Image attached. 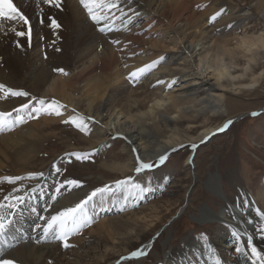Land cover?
Returning a JSON list of instances; mask_svg holds the SVG:
<instances>
[{
    "label": "bare ground",
    "instance_id": "1",
    "mask_svg": "<svg viewBox=\"0 0 264 264\" xmlns=\"http://www.w3.org/2000/svg\"><path fill=\"white\" fill-rule=\"evenodd\" d=\"M215 1L216 4L212 5L211 0H127V4L121 5L128 13L124 20L131 18L133 22L127 25V30H125V25L118 19L115 23L121 28L120 31L101 35L98 26L88 17L79 0H62L59 8L44 4L43 0H40L39 8L43 9L42 13L36 6V0H13L31 21V40L29 43L27 35L26 38L17 36L10 30L15 27L17 31H27V26L10 21L4 22V30L0 31V83L16 90L26 91L30 97H36V101H31L32 106L38 105L39 99L45 101L55 99L66 107L62 109L65 117L46 115L48 117H45V120H40L38 117L29 122L30 119L25 114L26 126H24L25 123L20 124L10 134L6 133L7 130L0 132V178L24 176L26 179L22 182L18 181L15 187L24 185L27 190L34 187L38 189L34 194V199L29 201V204L37 209V213H32L30 208H26L23 216L16 218L18 222L11 225L8 231L0 236L2 258L12 259L15 264L145 263L144 261L155 247L158 234L169 230L172 224L186 212V208L184 209L186 203L151 240L134 250H144L147 253L144 256L133 258L131 257L132 251L111 260L115 251L107 246L118 244V242L125 243L127 240L128 244H133L135 240L129 239L138 236L137 234L134 236L132 231H125L109 241L102 240L97 247L95 241L89 238H76L83 233L84 229H82L80 234L69 238L68 241L76 239L71 241L72 244L69 242L72 247L66 251L67 248L64 247L63 242L55 239L52 234L45 239L42 238L43 230L37 228L36 225L45 223L41 217L55 215L57 211L63 210V207L70 206L84 198L91 190L84 184L81 189H75L53 200L55 186L60 179L57 180L54 171L43 169V167L41 171L34 169L37 165L35 162L39 160L38 155L43 144L51 137L52 132L57 130L56 125L75 113L93 118L92 121H88L91 132L81 136V140L86 144L84 149L91 150L101 147L103 144L110 143L112 139L123 138L125 140L122 149L126 154V160L111 165L107 163L108 160L102 163L117 175H129L135 172L136 153L133 149L141 154L142 159L151 160L174 147L181 144L186 145L188 141H190L189 144L200 145L205 136H210L207 140H211L217 135L219 132L216 130L226 121L232 120L233 123L219 134L228 131L240 119L250 116L249 113H243L210 126L208 122L211 118L207 116L206 111L212 110L214 116L228 111V108L225 109L227 92L221 85L223 80L229 84L232 83L233 87L240 88L254 86L260 82L263 73L254 76L250 84L236 85L233 82L244 77L246 73L236 77L232 72L237 69L234 67L239 66L241 62L240 55L254 49H264V32L258 36L245 33L244 36L236 39L235 43L228 39V36L230 33L237 34L241 28H246L247 21L255 20L256 17L259 24L264 23V0H253L251 7L246 8L248 10L241 11H238L239 3L242 5L246 0H238V3L235 0ZM194 3L209 5H200L199 10L196 11L192 9ZM203 7L206 8L202 11ZM131 9L139 15H135ZM221 10H223L222 14L217 17V20L210 23L209 17ZM41 15L44 18L42 25L38 21ZM49 17L55 18L61 27L57 29L50 26ZM204 17L207 18L204 19ZM214 31H218V38H214L216 36L212 34ZM160 33L162 36L159 38L157 34ZM40 34L45 36V43L41 42ZM115 39H118L120 43L113 44L112 40ZM42 48H45V52ZM160 56H164L165 60L151 72L142 76L139 81L128 79L132 71L157 60ZM65 61H68V65ZM178 61L182 62L179 63L181 72L172 74V66ZM61 62H64L66 68H72L66 79H64V73H68L67 71L60 72L59 75L62 76H54V66H60ZM249 69L250 63L244 70L247 72ZM155 70L162 73H153ZM165 70L169 71L168 74L163 72ZM180 73L181 76L178 77ZM189 76L196 78L187 80ZM181 79H184L182 88L172 90L179 86L177 84L169 87L173 81L179 82ZM162 80L168 83V87L158 83ZM203 87H207L206 93H203ZM145 88L148 91H144ZM151 88L154 90L151 91ZM148 92L151 93L148 94ZM3 101L0 99V111H13L22 103L29 102V98L17 97ZM116 102L119 105H116ZM196 104H206L208 107L205 106L198 110L195 109ZM199 115L204 116V126L198 135L193 137L190 129L187 130V135L192 137L180 135L179 127L184 123L188 126L197 125L200 121ZM41 124L44 125L40 126ZM148 124L157 128L171 127L173 124L176 127L170 131L171 135L168 139L158 141L155 132ZM46 132H49L48 136ZM214 132L216 134L211 135ZM191 158L192 153L187 159L189 166L194 162H191ZM41 165L43 166L44 163L42 162ZM36 170L40 171L37 173H44V176L27 179L29 173H36ZM13 187L7 181L0 183V202L7 203L3 200V196ZM40 190L44 193L42 196ZM244 193L242 191L235 201L238 202L241 213L245 215L243 222L237 224L238 228L233 221L240 220L241 217L239 218L235 210L228 206L223 216L210 214V216L202 215L199 219L201 223L207 221L219 224V229L226 233L220 242L212 241V253L215 257L206 256V251L201 245L190 239V244L187 243L185 249L183 248L176 255L167 254L165 260L160 262L165 261L163 264H215V259L219 257L222 264H252V260L241 253L235 258L234 256L229 257L233 249L225 245V241L232 240L230 238L232 235L230 227H232L233 233H240L237 239V243L240 242L238 245H244L247 249L246 241L243 240L241 234L243 232L239 230H248L243 233V236L252 235L253 243L258 249L264 251V238H262L264 234L259 232V229L264 227V218L259 214L264 212V193L261 191L259 194L262 206L252 204ZM114 200L110 202L115 204ZM234 200L228 203L233 205ZM102 202L97 200L95 206L98 207L97 211L99 203L102 204ZM249 203L250 211L248 212L245 207ZM114 208L112 212L115 213ZM155 210L157 212V209ZM117 219L122 220V217ZM114 220L116 219L110 218L104 224L105 234L113 233L111 229L120 224ZM159 223L160 221L156 220V226ZM165 227L168 228L164 229ZM242 227H247V229ZM37 242L39 246L35 249L33 244ZM93 244L96 254L88 247ZM186 249L196 251L199 259H192L186 255ZM247 250L250 252V249ZM194 251L193 254H195ZM124 257L128 259H123Z\"/></svg>",
    "mask_w": 264,
    "mask_h": 264
},
{
    "label": "rangeland",
    "instance_id": "2",
    "mask_svg": "<svg viewBox=\"0 0 264 264\" xmlns=\"http://www.w3.org/2000/svg\"><path fill=\"white\" fill-rule=\"evenodd\" d=\"M235 1L238 3V0ZM252 1L253 0H246L242 5L239 3L240 7L238 8V11L250 8ZM211 4L215 5L216 1L211 0ZM200 5L208 6L209 4L194 3L192 9L197 11L199 10L198 6ZM205 8L203 7L202 11L203 9L205 10ZM206 18L207 17H204V19ZM247 24L246 28H241L237 34L230 33L228 39L235 43V40L244 36L245 33H248V35L251 36H258L260 33L264 32V23L259 24L257 17L255 20L253 19L250 22L247 21ZM100 34L103 35V33ZM212 34L216 35L214 38H218L219 36L218 31H214ZM157 36L160 38L162 34H157ZM24 37L26 38V36ZM45 40V36H41V42L45 43ZM16 45H18V43H16ZM42 51L45 52V48H42ZM44 59H46V57ZM240 60L241 62H239V66L237 65L234 67L233 65V67L237 69H235L232 74L236 77L246 74L244 77L240 79L238 78L233 83L236 85L239 83L250 84V81H252L254 76L263 73L260 82L254 86L249 85L240 88L238 86L233 87L232 83L229 84L223 80L221 85L225 89L224 91L227 92L225 109L228 108V111L218 114V116H214L212 110H207L206 113L207 116H210L211 118V121L208 122L210 126L217 125L228 118L240 116L243 113H249L248 115L250 116L240 119L232 125L228 131L221 134H219V132L211 140H206L195 149L191 147L192 144H189L190 141H188L184 147L177 146L176 148L178 150L171 152L169 159L164 165H161L150 172L145 171L140 174L133 172L129 175H117V173H112L110 169L105 165H102L105 160H108L107 163L109 165L126 160V154L122 149L124 145L123 142L125 141L123 138H118L119 140L112 139L110 143L103 144L101 147L91 150L84 149L86 144L81 140V136H83L84 133L80 132L75 126L63 122L69 117L63 119L56 125L55 128L57 130L52 132L53 135H50L51 137L47 139L39 151V160L35 162L37 165L34 169L37 168V170L41 171L43 167V169L46 168V170L54 171L57 180L58 178L60 179L58 180L59 182H62L65 178L79 179L83 182V185L85 184L88 186L91 191L105 185H111L114 188L117 180H124L128 177H132L134 182H139L147 189L143 193L133 190L131 192L116 191L115 193H108L109 195H105L102 204H100L101 202L99 203L98 211L96 210L98 207L89 208V215L94 216L95 223L90 227L84 228L83 233L76 238H89L95 241L96 246L99 247V243H101L102 240L109 241L110 239L125 233V231H132L134 236L137 234L138 237L129 239L133 241L135 240L133 244H128L129 242L127 240L125 243L118 242V244H110L107 246L109 249L115 251V255L111 259L114 260L124 253H131L145 242L151 240L176 213V211L186 203L184 207V209L186 208V212L172 224L169 230L158 234L159 236H157V239L155 240V247L151 251L149 257L144 261V264H158L161 263V260H165L167 254L176 255L180 250L183 248L185 249L187 243L190 244V239L201 245L203 250L206 251V256L209 255L215 257L212 253V241L220 242L226 233H223L221 229H219L220 225L217 223L212 224L207 221L202 223L199 222L200 217L202 215L210 216V214H219L220 216H223L226 214L225 209L227 206L228 208L232 207L231 209L235 210L237 216L239 218L241 217L240 220H235L236 222L233 221L236 228H238L237 224L243 222L242 219L245 215L241 213V210L238 207V202L235 201L239 198V194L242 191L245 192L244 194L248 200L252 201V204L262 206L264 202H261L259 194L261 191L264 193V49H254L251 52H245L242 56L240 55ZM65 62V64L68 65V61ZM180 62L181 61H178L172 66V74L181 72L179 66ZM249 63L250 69L245 72L244 68ZM65 64L64 62H61L60 66H54V76H62L59 75L60 71L56 70L59 67L60 69L67 71L69 73H67L68 76L70 75V70L72 68H66L67 66ZM155 72H159L160 74L161 71L155 70L153 73ZM163 72L168 74L169 71L165 70ZM67 75H64V79L68 77ZM177 76L180 77L181 73ZM189 78L193 79L196 77L189 76L187 80ZM176 79L178 78L176 77ZM182 81H184V79L170 84L171 86L175 84L179 85L172 90L182 88L184 85ZM161 85L168 87V83L165 82L161 83ZM131 87L135 88V86ZM203 89V93H206L207 87H203ZM150 90L153 91L154 88H151ZM144 91H148L147 88H145ZM150 93L151 92H148V94ZM9 99L13 98L9 97ZM3 100V102L7 101L5 99ZM116 105L119 104L116 102ZM205 106L208 107L206 104H196L195 109L200 110ZM253 112L258 113V115L253 116ZM46 115L48 114L41 113L39 119L45 120V117H48ZM52 116L55 117L56 115L52 114ZM52 116L50 115L49 117ZM63 116L65 117V114L57 117L62 118ZM198 117L200 121L197 125L188 126L186 123L181 125L179 127L180 135L196 137L199 131L202 130V126H204V116L199 115ZM32 120L33 119H30L29 122ZM44 120L42 121L44 122ZM26 124L27 123H25L24 126H26ZM43 125L44 124H41L40 126ZM148 126L155 132L158 141H165L168 139L171 135L170 131L176 127L175 124L171 127L162 128L154 127L151 124H148ZM110 127L112 128L114 126ZM188 129L193 132L192 136L187 135ZM11 132L12 131H8L6 133L10 134ZM48 133L49 132H46L45 134L47 135ZM93 150H97L95 155L89 160L82 162L77 161L75 157H69L67 155V153L71 152H92ZM191 153V162H194L189 166L187 165V159ZM69 160H71V163L68 162ZM42 162L44 165L40 166ZM54 166L60 167L62 170L61 173H57ZM37 170L36 173L40 172ZM112 194H115V196ZM113 198L116 199L114 200ZM110 200L111 202L114 200L116 203H111ZM232 200L235 202L233 205L228 203V201ZM106 201L108 203H106ZM250 203L245 207L248 209V212L250 211ZM105 204L109 205L106 207ZM254 205H252V207H254ZM113 207H115V213L112 212ZM155 209H157V212ZM121 217L122 220L117 219ZM110 218L116 219L114 221L120 224L116 223L117 225L111 229L113 233L105 234L104 224ZM156 220L160 221L157 226ZM225 222L228 221L225 220ZM246 223H248V220H246ZM167 228L165 227L164 229ZM242 228L247 229V227ZM230 229V233H232V235L230 234V238L233 241H225V245L232 247L233 250L230 252L229 257L234 256L235 258L240 254L235 251V249L241 245H238L240 242L237 243V238L233 235V228L230 227ZM239 231L246 233L248 230L244 231L240 229ZM243 233H241L242 238L246 241L248 236L244 237ZM42 238L45 239V236ZM76 238L71 239L68 243L73 240L75 241ZM33 245L35 249L39 246L38 242ZM71 247L72 245L67 248L66 251ZM88 247L95 252L94 254H96L94 244L88 245ZM100 249L101 248H99V250ZM193 251L194 250L186 249V255L192 259H199L196 251H194L195 254H193ZM209 252H211L212 255L209 254ZM99 261L101 262V260ZM163 263H165V261ZM127 264L135 263L130 262Z\"/></svg>",
    "mask_w": 264,
    "mask_h": 264
},
{
    "label": "snow or ice",
    "instance_id": "3",
    "mask_svg": "<svg viewBox=\"0 0 264 264\" xmlns=\"http://www.w3.org/2000/svg\"><path fill=\"white\" fill-rule=\"evenodd\" d=\"M44 4L49 6H55L59 8L61 6L62 0H43ZM80 5L86 11L88 17L98 26V30L101 33H107L112 31H120L121 28L116 25V20H121L125 25V30H127V25L131 24L133 21L131 18L124 20V17L128 16V13L125 11L122 4H127V0H79ZM40 0H36V6L39 11L42 13L43 9L39 8ZM199 7V6H198ZM131 11L135 15L134 9ZM220 12L215 13L210 17L209 22L213 23L217 20L222 14ZM119 13V15H117ZM50 26L55 28H60V24L56 21L55 18L49 17ZM10 21L14 24H19L22 26H27V31H17L15 27H12L10 30L15 33L17 36H28L29 43L31 40L32 25L28 16L21 11L19 7L13 2V0H0V31L4 30V22ZM39 23H44V18L41 15ZM230 27V25H229ZM113 44H119L118 39L112 40ZM19 46V45H18ZM165 60L164 56H160L157 60L152 61L149 64H146L140 68L132 71L128 79L131 81H139V79L144 76L146 73L151 72L156 68L161 62ZM57 71L64 72L63 69H57ZM67 75V73H64ZM158 83H164V81H158ZM175 83V81H173ZM171 87V85H169ZM9 97H26L29 98V102L22 103L20 107L14 108L13 111H0V132L4 131H13L18 125L26 122L25 114L28 119L38 118L41 113L48 115H63L62 109L66 106L61 104L59 101L52 99L51 101H45L44 99L38 100L39 106H32L31 101H36V97H30V94L26 91L16 90L11 87L6 86L3 83H0V99H8ZM75 112V110H73ZM15 113V115H13ZM35 114V115H33ZM253 116L258 115V113L253 112ZM92 117H85L79 113H75L72 116H69L68 119L64 120L65 124H71L75 126L80 132L85 135L91 132L88 121H92ZM98 123V122H97ZM232 120L226 121L222 127L218 128L217 132L225 131L231 124ZM212 133L211 135H215ZM210 136H205L201 143L209 139ZM179 147H184L183 144ZM192 148L198 147L197 144H192ZM178 149L176 147L172 148L170 151H165L162 154H159L151 160L142 159L141 154H139L135 149H133L135 154V172L140 174L145 171H152L153 169L164 165L165 162L169 159L171 152H175ZM97 150L92 152H71L67 153L69 157H75L77 161H86L89 160ZM71 163V160L68 161ZM55 167V166H54ZM57 173H61L60 167H55ZM37 176L43 177L44 173H29L27 179H34ZM26 177L24 176H5L0 178V183L7 181L10 185L14 187L3 196V200L7 203L0 202V236H3L11 225L17 223V217H21L24 214L26 208H30L32 213H37V209L29 204V201L34 199V194L37 192V188H31L27 190L24 185L20 187H15L18 181H24ZM83 187V182L76 178H65L62 182H57L55 186V196L52 197L53 200H56L58 197H62L65 193L72 192L75 189H81ZM136 191L143 193L147 189L140 184L139 182H134L132 177H128L124 180H117L115 182V187L111 185H105L103 187H98L87 194L84 198H81L78 202L63 207V210L57 211L55 215H50L49 217H41L45 221L43 225H36L37 228H42L45 238L52 234L55 239L63 242L64 247L68 248L71 245L68 243V240L73 235H78L81 233L82 229L90 227L95 223V218L92 215H89V208L95 207L97 203V197H99L100 202L104 200V197L108 193H115L116 191ZM24 193L21 195L20 193ZM41 196L44 194L40 190ZM243 208V203L241 204ZM123 210V209H121ZM259 212V210H257ZM262 218H264V212L259 213ZM261 234H264V227L259 229ZM234 237L239 239L240 233L234 232ZM264 238V235H262ZM247 249H250V252L245 248L244 245L237 247L235 251L248 256L252 260V264H264V251L257 248L253 243V236L248 235L246 240ZM147 253L144 250H137L131 253V257L138 258L146 255ZM123 259H128L124 257ZM0 264H15V261L12 259L2 258V251H0ZM215 264H222V261L217 257L215 259Z\"/></svg>",
    "mask_w": 264,
    "mask_h": 264
}]
</instances>
